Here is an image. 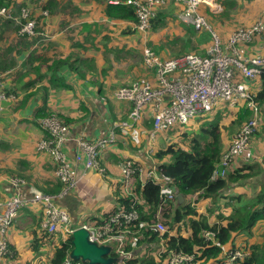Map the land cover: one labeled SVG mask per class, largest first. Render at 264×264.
I'll return each instance as SVG.
<instances>
[{
  "label": "crops",
  "instance_id": "crops-1",
  "mask_svg": "<svg viewBox=\"0 0 264 264\" xmlns=\"http://www.w3.org/2000/svg\"><path fill=\"white\" fill-rule=\"evenodd\" d=\"M19 1L23 2L15 0L16 3ZM41 1L44 3L46 0ZM59 1L61 3L55 10L44 8L48 12L47 15H42L46 24L43 28L49 33L46 39L40 40V36L34 34L35 39L28 38L24 40V43L17 44L16 33H13L14 39L8 46L7 52L0 51V60L13 62V66L15 64L18 69L17 72H13L8 81H5L6 88L14 91L18 97L13 102L2 101L0 110V157H2L0 158V209L2 202L14 193L19 191L21 196L28 197L29 187H34L42 192L47 190L48 194L54 195L55 203L67 209L72 223V220H78L86 215L101 216L116 205L114 189L117 182L120 183V160L128 157L145 165L156 162L153 153L158 147L163 146L161 144H164L163 141H166V138L174 142L178 139L176 133L181 130L187 133L198 132L203 116L190 120L186 126L172 133L168 131L157 133L152 144L153 150L149 153L145 151L144 144L133 145L128 136L119 134L118 129L115 128L114 143L102 148L99 153V162L104 166V174H97L93 170L84 171L82 163L74 160V154L77 152L75 137L82 135L90 141L106 137L114 122L127 118L132 103L114 96V90L117 87L129 85L140 77L155 83L154 68L144 71L143 66V52L146 48L144 37L151 27L147 31H138L133 25L130 27L131 32L126 33L124 28L129 24L127 21L95 24L94 22L104 21V19L99 17L101 16L100 4L93 0H87L85 4L82 0H70L67 3H65L67 0ZM167 1L164 3L166 4ZM216 3L219 4L217 1ZM98 5L99 9L93 11ZM231 8L230 12L222 13L219 17L210 20L207 18L212 30L216 32L222 43L227 41L229 34L236 27L250 26L257 18H264V0H234ZM14 9L17 15V9ZM41 10V6L34 7L31 13L41 15ZM82 13L86 16L79 19L82 20L79 24V21L75 20ZM83 23L89 24L87 28L82 26ZM195 28H193L194 33L189 35L182 26L175 32L173 38L184 39L186 42L181 50L162 56L160 54H163L162 48L151 42L150 47H154L153 51H156L155 54L161 59L187 52L203 55L207 46L210 45V41L208 43L206 39L207 34L210 35V33ZM169 29L171 31V28ZM156 42L160 43L158 36L153 37L152 43L156 44ZM9 47L12 49L9 50ZM17 48L23 49L17 52ZM238 48L242 54L248 56L264 53V33L254 35L249 41L238 44ZM199 49L202 50L197 51ZM75 57L84 58L89 65L80 63L73 68L70 62ZM43 58L46 59L45 63H41ZM59 59H66V62L56 67L54 75L50 73L52 71L46 65L51 67L55 62H59ZM134 66L136 70L141 68L142 74L130 82L124 81L134 73ZM123 70V73L119 72ZM39 73L41 77L38 76ZM49 74L59 79L52 84L48 79ZM250 83L256 89L260 86L257 78ZM242 105L219 104L204 117V120L208 122L214 118L218 120L222 151L236 132L232 130L228 133L227 130H223V127L228 128L232 124L235 112ZM43 110L47 113L55 112L60 119L66 120L70 128L62 148L71 170L74 174H79L80 180L77 188L63 195L59 194L61 190L56 192L50 190L55 188V183L60 184L52 158L48 153L36 149L37 140L44 134L38 123L39 117L36 115ZM224 111L225 114H223ZM221 117L222 120H220ZM150 121L152 123L149 112L145 111L140 122L145 132L150 129L151 125L148 126ZM177 143L180 144V142L174 144L178 145ZM252 150L255 152V157L244 159L240 155L231 169L243 164L259 162L264 171V132L259 131L254 135ZM11 176L21 178L23 183L12 184ZM255 176L248 177L250 179ZM263 177L262 173L251 181L255 182L251 192L246 190V184L241 183H234L229 189L233 193L244 192L248 195L247 199H251L256 187L259 186L258 179ZM215 202V204L212 203L210 198L202 199L195 205V209L198 212L208 213L207 206L214 204L212 207H215V210L208 215V220L214 221L219 211L226 214L230 210V207L224 205L221 199ZM39 216L41 219V210L37 205L26 204L21 208L7 231L10 256L0 257V264L47 263L53 248L66 238L67 234L60 229L59 234L56 230L54 234L49 232L50 235H46L44 233L46 230L39 225ZM259 227H261L260 223ZM34 237L37 238L35 246L39 244L35 250L31 246ZM236 238L235 247L240 246L241 240L247 239V236L241 233ZM207 264L216 263L208 261Z\"/></svg>",
  "mask_w": 264,
  "mask_h": 264
},
{
  "label": "built area",
  "instance_id": "built-area-1",
  "mask_svg": "<svg viewBox=\"0 0 264 264\" xmlns=\"http://www.w3.org/2000/svg\"><path fill=\"white\" fill-rule=\"evenodd\" d=\"M165 1L167 0H107L110 4L123 2L134 5L138 17V22L134 24V27L138 31L148 30L156 9L165 4ZM176 1L181 4V10L176 13L177 19L196 28L207 29L211 35L210 45L207 46L203 55L187 52L165 59L159 58L150 48H144V65L154 68L156 81L153 83L145 77H140L129 85H121L114 90V96L117 99L128 100L132 105L127 118L114 122L108 136L95 138L91 141L82 135L75 137L77 152L74 154V160L82 163L84 171L93 170L97 174H104V167L99 162V153L102 148L114 143L115 128L118 129L119 134L128 136L134 144H140L142 135H144L145 151L149 153L153 150L152 144L157 133L176 124L186 125L194 118L205 116L219 104H244L251 111V116L232 135L219 161L213 166L210 178L226 176L240 155L244 159L255 157V152L252 150V139L258 127L260 113L259 107L253 99L257 89L252 87L250 81L256 79L261 69L264 68V53L252 56L244 55L238 48V44L249 41L254 35L263 34L264 18H257L250 26L236 27L229 34L227 41L222 43L216 32L212 30L206 16L200 11L202 4H206L211 11H218L220 6L215 0ZM28 11L27 7H23L19 14L13 16L6 6H0L1 17H11L16 23H21L22 19H26L19 30L22 33L32 34L34 33L35 20L28 18L30 14ZM47 13V9L41 10L43 16ZM9 72L10 69L0 71V110L3 105L2 101L13 102L18 97L14 91L5 86L3 77ZM145 111L149 112L152 120L151 127L147 132L140 125ZM38 123L44 134L37 140L36 149L48 153L52 158L56 176L63 184L59 194L63 195L77 188L80 180L79 174L76 175L71 170L62 148L70 128L55 112L40 116ZM119 170L120 182L125 190L129 188L133 176L137 175L141 182L149 180L159 185V196L162 201L176 196L175 189L170 185L171 177L159 172L155 162L150 165H142L123 158L119 161ZM11 182L14 185H20L23 180L12 177ZM28 192V197L21 196L18 191L2 202L0 209V257L9 255L8 227L18 214V209L26 204L37 205L40 208L42 214L40 226L48 232H53L60 224H62L61 230L66 234H70L74 227L82 226L88 230L90 241L110 246L114 244L117 250L127 257L130 256L131 251H124L123 245L128 239V224L137 222L139 228L147 227L149 230L159 233L165 230V226L160 220V216L164 212L162 206H158L155 220L151 222L139 220L136 210L122 211L120 209L110 214L104 223L95 224L84 221L74 225L71 223V216L67 209L55 203L54 195L44 193L34 187H29ZM202 235L206 239H211L214 245L221 248L225 264L241 259L249 253L248 249L244 247L236 246L228 249L224 244H220L218 240L214 239V232L211 230H205ZM137 239L138 235L130 236L128 240L131 247L136 246ZM61 264H82V262L80 259H74L67 255ZM165 264H197V261L192 253L178 250L167 253Z\"/></svg>",
  "mask_w": 264,
  "mask_h": 264
},
{
  "label": "trees",
  "instance_id": "trees-1",
  "mask_svg": "<svg viewBox=\"0 0 264 264\" xmlns=\"http://www.w3.org/2000/svg\"><path fill=\"white\" fill-rule=\"evenodd\" d=\"M35 1V0H32ZM70 0H67V3ZM100 4L101 16L103 23H110V21H122L128 22L124 28V32L130 33L131 26L138 22V17L135 12L134 5L130 3H118L110 4L107 0H93ZM124 1V0H121ZM220 2L223 9L232 7L234 0H215ZM61 1L59 0H46L41 4V9L47 8L48 10H55L59 7ZM178 10H181V4L175 1ZM25 2H15V0H0V6H6L8 10L14 12L10 13L16 15L15 9L19 14L20 9L24 6ZM166 22L161 25L162 21L154 20V17L150 20V27H162L168 24L167 12H162ZM28 18L35 20V27L33 28L34 33L28 34L25 32H19V28L26 19H22L21 23H16L11 17L0 16V31L5 28L6 30H13L16 33L17 44L24 43L26 39H35L34 34H38L42 31L45 22L42 14H29ZM98 19V17H97ZM152 21V23H151ZM180 22V21H178ZM183 23V22H181ZM12 24L13 29H9ZM89 24L83 23L82 26L87 28ZM182 27L185 32L189 35L194 33L193 25L183 23ZM197 30L209 31L205 28H195ZM18 32V33H17ZM104 38V37H103ZM27 45V44H25ZM12 47H9V50ZM23 48H17V52H21ZM8 47L4 51H7ZM1 51V49H0ZM2 53L3 50H2ZM31 57V56H30ZM59 62H55L52 66H47L53 72L56 71V67H59L62 63L66 62V59H59ZM46 59H42L41 63H45ZM89 65L84 58L75 57L70 62V66L76 68L77 64ZM13 66V62H4L0 60V71L8 69ZM35 67V66H34ZM55 75V74H54ZM49 74V81L53 84L59 78H53ZM40 76V73L38 75ZM257 79L260 81V86L256 90L253 99L259 107V123L255 134L259 131L264 132V68ZM50 113V112H48ZM47 111L37 112V117L48 114ZM207 115V114H206ZM205 115V116H206ZM203 116V117H205ZM251 116V111L244 106L239 107L235 112L234 118L231 121V125L227 128L228 133L232 130L237 131L242 123ZM66 123V120L61 119ZM151 125V121L148 126ZM187 125V124H186ZM186 125H183L186 126ZM151 127V126H150ZM168 130H165L167 132ZM183 131V132H181ZM177 132V140L174 142L168 141L166 138V144L158 147L153 153L156 159L155 163L159 172L167 174L171 177L170 185L175 189L176 194L180 193L183 196L182 201H178L176 196L172 199H165L159 196V185L152 181L146 180L141 182L137 175H134L131 184L127 190H125L121 182L114 189V199L116 205L109 210L104 212L101 216L87 215L78 220H72L74 225H78L81 222H93L95 224L104 223L107 221L110 214L117 212L118 210H136L139 214V220L151 222L155 220V213L158 206H162L164 209L163 214L160 216V220L165 226V230L161 233L151 231L147 227L139 228L137 222H132L127 225L129 232L127 238L129 239L132 235H138L136 246L131 247L129 240L125 241L123 245L124 251H131L130 256H125L120 253L114 244L110 247L109 256L113 260L109 264H165L164 258L169 251H182L186 253H192L197 261V264H207L208 261L216 264H225L221 248L212 243L211 239H206L202 233L205 230H211L214 232V239L218 240L220 244H224L228 249L235 247L236 236L238 234H245L247 239H242L240 246L248 249L249 253L229 264H264V177L259 178V186L255 191V194L251 199H247L248 195L244 192L233 193L229 187L234 183L239 184H250L248 176L264 174L262 167L259 162H253L252 164H243L233 170L231 169L226 176L211 179L210 174L213 166L219 161L222 150L220 146V129L218 120L215 118L206 124H202L199 131L196 133H187L184 130ZM234 131V132H235ZM258 131V132H257ZM162 132V131H161ZM160 133V132H159ZM175 142H180L181 144ZM145 138L142 135V141L140 144H133L140 146L144 144ZM130 159L135 164H143L133 158ZM55 169V168H54ZM16 177V176H11ZM63 184H54V189H50L52 192H56L62 189ZM44 193H49L47 190H43ZM210 198L212 203H216V200L221 199L224 205L230 207L229 212L226 214L219 211L216 214L214 221L208 220V215L215 210V207L207 206L206 211L198 212L195 209V205L198 201ZM235 202H238L235 204ZM59 206V205H58ZM61 207V206H60ZM261 225L260 230L255 233L254 227L259 224ZM40 225V216H39ZM45 230V229H44ZM57 230V229H56ZM50 232L54 234L55 231ZM58 232V230L56 231ZM46 235H50L49 232L44 231ZM59 234V232H58ZM255 236L257 237L256 239ZM35 241L37 238L34 237L31 246L35 250ZM71 235L67 234L66 238L60 241L55 248H53L52 255L48 259L46 264H61L63 259L69 255L71 249ZM10 256V255H7ZM222 256V257H221ZM82 264H88L87 261H81ZM99 264V263H97Z\"/></svg>",
  "mask_w": 264,
  "mask_h": 264
},
{
  "label": "rangeland",
  "instance_id": "rangeland-1",
  "mask_svg": "<svg viewBox=\"0 0 264 264\" xmlns=\"http://www.w3.org/2000/svg\"><path fill=\"white\" fill-rule=\"evenodd\" d=\"M24 1V0H22ZM175 1L176 0H168L166 4H163L162 6L158 7L156 9V17H155V21L157 22L158 20H161L162 24L163 25L166 20L164 19V16H162V12H167L168 13V17H167V22L168 24L166 26H162V28H158V27H152L153 29L155 30H151V28L148 30V32L146 33L145 37H144V46L147 47V48H151L150 47V42L151 44L153 45H158L160 48H162V53H160L162 56H166L167 54L171 53V52H174L175 50H181L182 47H184L186 45V42L183 40H177L176 38H173L175 32L179 29L180 26L183 25V23L181 22H178L179 20L177 19V16L176 14L174 15V12L175 10H178V3H177V6L175 4ZM20 2V1H19ZM83 4H85L87 2V0H82ZM177 2V1H176ZM42 4V1L41 0H35V1H32V0H26L25 4L23 7H27L28 8V13L31 12V9L34 8V7H40ZM220 4V8L218 11L214 12V11H211L209 10L208 6L206 4H202L200 5V11L206 16V18H208V20L212 19V18H216V17H219L222 15V13H228V11L230 12V9H232L231 7L229 9H223V6L222 4L219 2ZM22 7V8H23ZM32 7V8H31ZM97 7V6H96ZM99 9V5L97 7V9H94L93 11H97ZM25 12H27V10H25ZM41 13V12H40ZM177 13V12H176ZM219 13V14H218ZM81 16L77 17L78 19H76L75 21H79V24L82 22V20H79L81 19L82 16H86L85 13H82L80 14ZM92 16V15H90ZM211 22V21H210ZM95 24H103V21H96L94 22ZM152 23V21H151ZM15 25V24H14ZM14 25L12 24L11 27H8L9 29H13ZM191 25V24H189ZM46 26V24H45ZM150 26V25H149ZM171 28V31L170 29ZM22 31V30H21ZM20 32V30H19ZM14 31H10V30H6L5 28H3L1 31H0V49L3 50V52H7V51H4L6 47H8L10 45V43L13 42V39L14 37H12ZM18 33V32H17ZM39 37L40 40H44L45 38H47V36L49 35V33L47 32V30L44 28L42 30L41 33H38L37 34ZM43 36H46L45 38ZM159 37V42L160 43H152L153 41V37ZM141 39V38H140ZM206 39H207V42L211 43V35L207 34L206 36ZM152 50H154V47L151 48ZM203 49V48H202ZM202 49H199L197 51H200ZM156 52V51H155ZM143 66H144V71L146 70H150L152 68H149V67H146L144 65V62H143ZM8 69H10V72L6 74V76L4 75L3 78H5V81H8L10 78H11V75H13V72H17V66L14 64V66H11L9 67ZM134 73L131 75V77H129L128 79H124V81H128L130 82L133 78H136L138 75L142 74V69L139 68L138 70H136L135 66H134ZM119 72H124L123 71H119ZM154 75H155V72H154ZM3 78H2V82H3ZM155 81H156V78H155ZM9 85V84H8ZM7 85V86H8ZM216 104H218V101H216ZM218 106V105H217ZM226 112L224 111L223 114H225ZM151 118V117H150ZM197 118H200V117H197ZM202 119V123L201 125L203 124H206L208 123L207 120H204V117H201ZM223 118L221 117L220 120H222ZM183 127V125H180V124H176V125H173L171 127H169L167 130L168 132L172 133L174 131H176L177 129H181ZM223 130H227V127H223ZM183 132V131H181ZM180 132V133H181ZM258 132V131H257ZM259 133V132H258ZM164 144H161V145H165L167 142L166 141H163ZM132 143V142H131ZM134 144V143H132ZM181 144V143H180ZM136 146V145H135ZM2 158V157H0ZM102 167H104L102 165V163L100 164ZM258 176H261V174H258L256 175L255 177H258ZM255 177L253 178H250V179H246V181H250V184H247L246 185V190H248L249 192H251L254 188V185L253 183L255 182H251L253 179H255ZM258 182H259V179H258ZM257 188V187H256ZM258 189H256L257 191ZM23 207V206H22ZM21 207V208H22ZM20 209H18V213L20 212ZM87 216V215H86ZM85 217V216H84ZM62 229V224L58 225L57 227V230H60ZM260 230V227H259V224H257L255 227H254V232L257 233L258 231ZM61 231V230H60ZM59 231V232H60ZM257 237L255 236L254 239H256ZM11 252V251H10ZM10 252H9V255H10ZM164 261H165V258H164Z\"/></svg>",
  "mask_w": 264,
  "mask_h": 264
},
{
  "label": "water",
  "instance_id": "water-1",
  "mask_svg": "<svg viewBox=\"0 0 264 264\" xmlns=\"http://www.w3.org/2000/svg\"><path fill=\"white\" fill-rule=\"evenodd\" d=\"M177 200H183L180 193L176 194ZM72 247L69 250V256L81 261H87L88 264H109L113 258L109 256L110 245L97 244L88 238V230L82 226L74 227L70 232Z\"/></svg>",
  "mask_w": 264,
  "mask_h": 264
}]
</instances>
